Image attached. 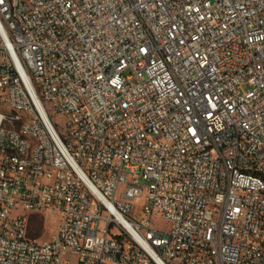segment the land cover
Instances as JSON below:
<instances>
[{"label": "built area", "instance_id": "1", "mask_svg": "<svg viewBox=\"0 0 264 264\" xmlns=\"http://www.w3.org/2000/svg\"><path fill=\"white\" fill-rule=\"evenodd\" d=\"M0 264H264V0H0Z\"/></svg>", "mask_w": 264, "mask_h": 264}, {"label": "rangeland", "instance_id": "2", "mask_svg": "<svg viewBox=\"0 0 264 264\" xmlns=\"http://www.w3.org/2000/svg\"><path fill=\"white\" fill-rule=\"evenodd\" d=\"M47 111L50 119L55 124V127L60 130L62 126V120L59 116L53 114V112L47 106ZM28 221V238L30 240L37 241L39 243L44 241H50L56 230L58 221L56 217L48 216L44 213L31 214L25 213ZM154 226L160 230H167L168 224L163 221H156Z\"/></svg>", "mask_w": 264, "mask_h": 264}]
</instances>
